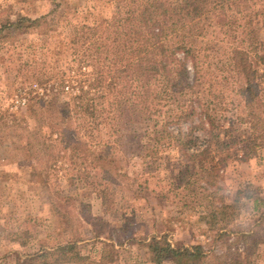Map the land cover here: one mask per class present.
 Wrapping results in <instances>:
<instances>
[{"label": "trees", "instance_id": "16d2710c", "mask_svg": "<svg viewBox=\"0 0 264 264\" xmlns=\"http://www.w3.org/2000/svg\"><path fill=\"white\" fill-rule=\"evenodd\" d=\"M259 4L264 7V0H120L112 18L74 27L71 65L61 71L58 81L38 82L40 89L26 101V107L2 110L0 131L6 130L0 132V139L17 138L28 159L36 161L25 164L33 170H41L40 161L45 164L43 170H87L79 175L90 184L98 178L110 180L112 168L121 170L114 160L119 150L104 137V129L112 138L125 119L152 121L161 132L158 143L162 140L164 147H176L187 160L185 167L202 170L204 175L209 172L208 179L214 181L212 175L231 160L246 162L264 148V40L259 33L244 25L242 41L247 47L225 51L221 61L226 69L215 81H231L229 93L222 91L207 99L204 80L210 67L208 51L224 48L220 38L222 42L227 35L238 39V30L226 28L232 27L231 15L234 21L251 24L253 14L263 13ZM27 22L37 27L41 19L22 17L3 25L0 33ZM199 26L214 39L198 42L197 38L204 37L202 31L196 33ZM180 97L186 99L185 104L173 110L172 100ZM164 114L170 120L163 122L162 130L158 118ZM171 124L175 127L169 128ZM12 127L37 130V138L6 132ZM17 139L15 146L20 144ZM40 182L48 185V179ZM238 208L222 205L220 212L207 219L210 229L220 225L216 230L226 235L225 229L234 222H221L216 214H230ZM238 230L231 232L237 231L246 247L243 253L236 250V259L239 264H252L254 252L246 249L250 236ZM146 247L154 264L166 259L179 264L227 262L203 244L176 247L163 237H153ZM27 258L32 264H82L86 260L78 240L43 246Z\"/></svg>", "mask_w": 264, "mask_h": 264}, {"label": "rangeland", "instance_id": "374dc122", "mask_svg": "<svg viewBox=\"0 0 264 264\" xmlns=\"http://www.w3.org/2000/svg\"><path fill=\"white\" fill-rule=\"evenodd\" d=\"M119 4L120 0H0V28L22 17L41 19L37 27L27 22L0 33V114L7 107H26L40 89L38 82L58 81L61 71L71 65L74 27L112 18ZM258 6L263 13L253 14L251 24L234 21L231 15L232 27L226 28L238 30V39L227 35L222 42L220 38L224 48L208 51L210 67L203 86L207 99L222 91L229 93L231 81L224 78L219 84L215 80L226 69L225 51L247 47L242 41L244 25L264 40V7ZM196 30L204 33L198 42L214 39L204 27ZM185 102L183 97L172 100L173 110ZM167 120V114L159 115L158 128L163 130ZM118 128L112 138L107 129L103 133L119 150L114 160L121 170L112 168L110 180L98 178L90 184L79 175L87 170H43L41 161V170H33L26 165L36 161L28 159L21 142L0 136V264H32L27 256L43 246L74 240L86 258L82 264H154L146 247L153 237H163L176 247L203 244L222 254L226 264H239L236 250L243 253L246 245L237 231L231 232L237 228L239 234L250 236L246 249L254 252L252 264H264V148L246 162L231 160L210 181L209 172L204 175L202 170L185 167L187 160L176 147H164L162 140L158 143L161 132L152 121L125 119ZM5 130L2 127L0 132ZM22 130L12 127L6 132H23L36 140L37 130ZM16 139L20 144L15 146ZM42 178L48 179V187L40 182ZM224 204L241 209L216 214L221 222H234L225 229L226 235L216 230L220 225H214V230L207 223ZM236 212L239 215L234 216ZM163 264L179 262L166 259Z\"/></svg>", "mask_w": 264, "mask_h": 264}]
</instances>
